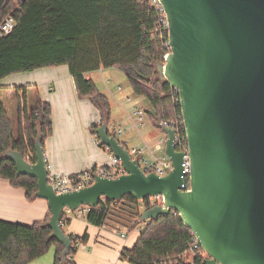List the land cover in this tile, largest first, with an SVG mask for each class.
<instances>
[{
	"label": "water",
	"instance_id": "95a60500",
	"mask_svg": "<svg viewBox=\"0 0 264 264\" xmlns=\"http://www.w3.org/2000/svg\"><path fill=\"white\" fill-rule=\"evenodd\" d=\"M168 20L169 52L156 66L159 78L178 91L188 157L190 189L183 191V152L176 151L175 130L165 134V175L145 172L108 130H95L100 144L120 163L115 177L93 174V182L56 193L47 180L42 137L34 141L35 162L13 149L0 154L17 175L33 177L35 196L47 201L46 225L71 248L61 219L64 209L95 207L132 195L159 197L142 210L139 221L179 214L206 253L204 264H264V0H160Z\"/></svg>",
	"mask_w": 264,
	"mask_h": 264
},
{
	"label": "trees",
	"instance_id": "16d2710c",
	"mask_svg": "<svg viewBox=\"0 0 264 264\" xmlns=\"http://www.w3.org/2000/svg\"><path fill=\"white\" fill-rule=\"evenodd\" d=\"M8 15L13 16L14 26L10 33L0 36V81L15 73L66 65L78 97L89 99L100 113V123L90 126L94 132L105 119L108 122L110 102L86 74L116 68L125 75L133 93L148 101L149 120L154 124L179 121L180 136L185 137L179 100L156 71L169 48L156 36L157 11L149 0H0V22ZM26 89L14 87L15 122L0 98V154L11 148L34 163L37 135H41L42 144L52 135V112L50 104L38 97L28 105ZM110 133L116 135L115 130ZM0 178L23 188L28 200L37 198L36 179L17 175L11 160L0 161ZM156 203L153 197L138 200L132 195L116 201L105 199L91 207L85 219L93 226L104 225L111 216L139 221L142 210ZM49 216L50 212L45 220L30 225L0 219V264H27L51 246L55 247L52 264H75L72 256L78 243L87 241L88 234L67 233L71 248L62 262L63 245L51 237L46 225ZM69 222L70 217L63 212L62 228ZM142 223L135 242L123 247L119 258L131 264H157L169 258L176 264L175 257L184 252L191 239L190 229L179 214L171 211ZM129 228H135V224ZM200 251L193 264H204L207 255Z\"/></svg>",
	"mask_w": 264,
	"mask_h": 264
},
{
	"label": "crops",
	"instance_id": "0c3cea01",
	"mask_svg": "<svg viewBox=\"0 0 264 264\" xmlns=\"http://www.w3.org/2000/svg\"><path fill=\"white\" fill-rule=\"evenodd\" d=\"M108 69L110 68L89 72L86 77L91 78L95 84L97 80L110 83L115 76H92L96 72L103 74ZM26 73L6 76L0 81V88L4 89V97L9 102L15 95L14 87L26 86L27 100L31 95L30 98L33 101L38 97L50 104L52 135L43 142L46 163L50 169L61 174H76L90 170L97 165L112 166L114 157L109 151L100 147L95 132L90 130V126L100 123V113L89 99L78 97L67 66L45 67L28 72L35 76H27L29 74ZM112 84L115 83L112 82ZM113 85L109 87V92L105 90L102 92L112 96L110 99L107 95L113 103H118L121 112L125 115L120 120H113L112 126L109 127L113 110H111L110 103V115L107 122L109 132L120 130L119 138L116 136L120 142L128 149L142 148L143 158L151 159L156 155H154V147L150 146V142L155 135L154 130H157L161 134L159 144L163 146L164 151L165 134L159 127V123L154 124L149 120L148 112L141 104L142 100L139 102L133 100L132 90H125L127 88L123 90L118 84H116L118 88H115ZM6 99H2L4 106ZM138 109L144 111L141 120L134 113ZM145 113H147V121H145ZM129 116L135 123V127L127 122L126 117L130 120ZM161 154L164 155V152ZM48 212L49 208L45 199L37 197L28 200L23 188L14 187L9 180L0 178V219L30 225L45 220ZM115 213L117 212H113V215ZM68 216L70 222L63 226L66 233L82 235L86 232L88 234L86 242L78 243L76 253L71 259L72 262L75 264H131L120 259L119 255L123 247L133 245L138 234L130 242L128 237L116 236L118 229L112 226L105 224L93 226L86 222L85 216L80 217L75 214H68ZM51 247L55 249L54 246Z\"/></svg>",
	"mask_w": 264,
	"mask_h": 264
},
{
	"label": "built area",
	"instance_id": "2783aa9c",
	"mask_svg": "<svg viewBox=\"0 0 264 264\" xmlns=\"http://www.w3.org/2000/svg\"><path fill=\"white\" fill-rule=\"evenodd\" d=\"M149 2L151 6L154 7L155 10L157 11V21H156V26H155L156 36H158L161 40L166 41L168 45V20L164 12L162 3L160 2V0H149ZM13 26H14L13 16L12 15L6 16L2 20V22H0V36L10 33ZM168 48H169V45H168ZM166 54L164 55V59L166 57ZM172 93H174V95H176L177 99L179 100L177 89L172 88ZM134 113L137 114L139 117V120H141L144 111L142 109H138V110H135ZM159 123L169 126L175 130L174 143H175L176 151L184 153L182 157L184 185L183 187H181V189L183 191L189 190L190 189V185H189L190 161L188 157V146L186 143V138L185 137L182 138L179 132L181 124L179 121H160ZM115 131H116V136H117V134L120 133V130H115ZM161 141L163 140L161 139ZM128 150L130 151L133 157L138 159L139 165H140V162L144 164L145 166L144 168L141 165L140 167L145 172L152 171L162 176V175H165L171 169L170 160L165 155H162L160 157L152 156L151 159H144L142 156L143 154L142 148L141 149L132 148ZM113 161H114V164L112 166L97 165L95 168H92L90 170H87L81 173H76V174H61V173L55 172L51 170L49 165L47 164V170H48L47 180H48V183L51 184V186L53 187L56 193L76 190V189H79V188H82L84 186L91 184L94 180L93 174H98L102 177H115L118 174H120L123 171L120 163L115 158ZM153 198L154 200L157 201V203L162 201V199L159 197H153ZM104 200L105 198L101 197L100 202ZM90 208H91L90 206L81 205L73 211L65 208L64 212L67 215L73 212L75 213L76 216H81L83 214H86L90 210ZM129 232H135L139 234L140 228H133ZM127 236L128 234L120 233L121 238H125ZM200 250H203V249L201 248L196 237L191 232V239L189 243L187 244V247L185 248L184 252L180 253L179 255L175 257L176 264L177 263L193 264V260L197 256L201 255ZM157 264H173V262L169 258H165L159 261Z\"/></svg>",
	"mask_w": 264,
	"mask_h": 264
},
{
	"label": "rangeland",
	"instance_id": "374dc122",
	"mask_svg": "<svg viewBox=\"0 0 264 264\" xmlns=\"http://www.w3.org/2000/svg\"><path fill=\"white\" fill-rule=\"evenodd\" d=\"M26 74H29L27 76H35L34 74L28 73V72ZM157 74H158V72H157ZM157 74H156V76H157ZM99 75H101V76H115V78L112 79V82L115 83L114 85L112 84L111 81H110V83H106L107 81H103V80H102V82L100 80L96 81V86L101 92L104 91V90L109 92V87L111 85L115 86V88H118L116 84H118L123 90L125 88H127L125 90H131L130 85L127 82V79H126L125 75L120 70H118L116 68H110L107 71H105L103 74H101L99 72H96V73H93L92 76H99ZM108 96L111 99L112 96H110V95H108ZM131 96H132L131 98L133 100H137L138 102H139V100H142L141 104L143 106H145L146 112L151 110V107H150L148 101L144 97L136 96L135 94H132ZM0 97L2 99H6L4 97V89H2V88H0ZM30 97H31V95L29 96V99L27 100L28 105L33 103V100ZM137 98H140V99H137ZM110 99H109V102L111 103V110L112 109L113 110H112V116H111L112 117V121H111L109 127L112 126L113 120H115V121L120 120L125 115L124 112L123 113L121 112V109L119 108L120 106L118 105V103H116V102L113 103L112 100H110ZM8 102L9 101L6 99L5 107L7 109V112L9 114L10 118L15 122V112H16V106H17V104H16V96L13 95L11 100H10V102H9V104H8ZM129 118H130V116H129ZM126 120H127L128 123H130V124L132 123L134 125V127L136 126L131 118L129 120L126 117ZM147 120H148L147 113H145V121H147ZM154 132H155V135L153 136V138H152V140L150 142L151 143L150 146L154 147V149H153V151L155 152L154 155H156L157 157H160L162 155L161 153L163 152V149H162L163 146L161 144H159V137H160L161 134L158 133L157 130H154ZM117 137L119 138L118 134H117ZM140 165L143 168L145 167L144 164L141 163V162H140ZM70 214H75V213L72 212ZM121 214L124 215L126 213L122 212ZM84 216H85V214L81 215L80 217H84ZM130 223L135 224L136 228H140L141 229L143 227V223L141 221H136V219H134L132 221H129L125 217H110V219L106 221L105 225L106 226H112L115 229H118L116 231L117 232L116 236H118L119 238H121L120 237V233L128 234V236H127L128 239H129L128 241L131 242L132 239H134V237H136L137 233L129 232L130 228L128 229V227L130 226ZM53 254H54V249H53V247H50L45 254H43L42 256L34 259L33 261H30L27 264H52Z\"/></svg>",
	"mask_w": 264,
	"mask_h": 264
}]
</instances>
